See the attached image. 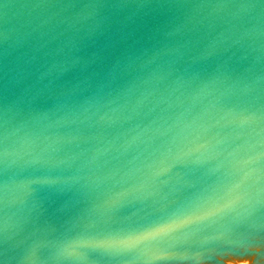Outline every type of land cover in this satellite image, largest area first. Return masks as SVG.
Wrapping results in <instances>:
<instances>
[{
  "label": "water",
  "instance_id": "1",
  "mask_svg": "<svg viewBox=\"0 0 264 264\" xmlns=\"http://www.w3.org/2000/svg\"><path fill=\"white\" fill-rule=\"evenodd\" d=\"M262 153L264 0H0L3 264H264Z\"/></svg>",
  "mask_w": 264,
  "mask_h": 264
},
{
  "label": "snow or ice",
  "instance_id": "2",
  "mask_svg": "<svg viewBox=\"0 0 264 264\" xmlns=\"http://www.w3.org/2000/svg\"><path fill=\"white\" fill-rule=\"evenodd\" d=\"M247 118H245L246 120ZM188 157H192L195 155L194 152H189L186 154ZM261 158L264 159V153L261 154ZM194 163H202L199 157L196 158ZM219 170L218 168L216 169ZM168 169H163L160 173L161 175L167 172ZM46 182V181H45ZM238 187V186H237ZM207 191V190H206ZM213 191H216L213 189ZM232 190H229L228 195L231 194ZM218 194V193H217ZM201 200L192 201L191 203L187 204L186 206H182L180 209H177V212L174 213L175 218H169L168 221H164L163 218L161 222H153L149 224H142L139 228L135 231L131 232L130 234H126L120 241L121 244L127 245L128 243H144L148 245H159L161 243L167 242L170 237H172V225L176 224L178 220H182L185 217L190 219L191 216L196 215L198 212L205 211L211 212L212 208L206 207V204H209L212 200V197L201 198ZM221 200L225 199L224 197L220 198ZM216 207L219 206V201L216 202ZM224 207H230V204L225 203ZM220 210H223L221 208ZM62 211V209L60 210ZM91 246V245H89ZM95 247L97 249L106 248V242H101L96 244ZM107 247H111V245H107ZM151 251V247L149 248ZM0 264H3V261L0 260Z\"/></svg>",
  "mask_w": 264,
  "mask_h": 264
}]
</instances>
